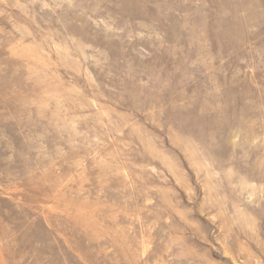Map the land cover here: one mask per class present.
<instances>
[{
  "label": "rangeland",
  "instance_id": "1",
  "mask_svg": "<svg viewBox=\"0 0 264 264\" xmlns=\"http://www.w3.org/2000/svg\"><path fill=\"white\" fill-rule=\"evenodd\" d=\"M0 264H264V0H0Z\"/></svg>",
  "mask_w": 264,
  "mask_h": 264
}]
</instances>
